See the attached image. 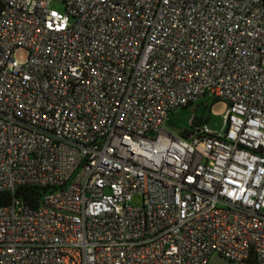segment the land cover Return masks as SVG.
<instances>
[{
    "label": "built area",
    "instance_id": "built-area-1",
    "mask_svg": "<svg viewBox=\"0 0 264 264\" xmlns=\"http://www.w3.org/2000/svg\"><path fill=\"white\" fill-rule=\"evenodd\" d=\"M205 97L221 132L165 130ZM27 186L0 264H264V0H0V193Z\"/></svg>",
    "mask_w": 264,
    "mask_h": 264
},
{
    "label": "rangeland",
    "instance_id": "rangeland-1",
    "mask_svg": "<svg viewBox=\"0 0 264 264\" xmlns=\"http://www.w3.org/2000/svg\"><path fill=\"white\" fill-rule=\"evenodd\" d=\"M52 7L63 11V5L59 1H54ZM15 57L20 63H25L28 59V52L23 49L18 50ZM227 109V103L205 97L196 101L189 108L174 111L167 119L164 128L170 134L181 135L192 129L194 121L201 120V123L206 124L212 131L221 132L225 125ZM132 204L139 207L142 205V199L136 196Z\"/></svg>",
    "mask_w": 264,
    "mask_h": 264
},
{
    "label": "trees",
    "instance_id": "trees-1",
    "mask_svg": "<svg viewBox=\"0 0 264 264\" xmlns=\"http://www.w3.org/2000/svg\"><path fill=\"white\" fill-rule=\"evenodd\" d=\"M192 105L193 104H190L184 107V109L189 108ZM201 124H202L201 120L198 122L194 121L192 123V129ZM192 129L185 131L183 134H181V136L183 137L189 136V134L192 132ZM43 193H44V189H40L37 187H31V186L22 188V190L18 191V193H16L15 195H12L10 193H0V207L8 205L11 202V199H13L14 197L21 199L22 201L30 204L33 207H36L40 204ZM245 264H257V261L255 258H251Z\"/></svg>",
    "mask_w": 264,
    "mask_h": 264
},
{
    "label": "water",
    "instance_id": "water-1",
    "mask_svg": "<svg viewBox=\"0 0 264 264\" xmlns=\"http://www.w3.org/2000/svg\"><path fill=\"white\" fill-rule=\"evenodd\" d=\"M210 264H232V263H230V262L224 260V259L221 258V257L216 256V257H214V258L211 260Z\"/></svg>",
    "mask_w": 264,
    "mask_h": 264
}]
</instances>
